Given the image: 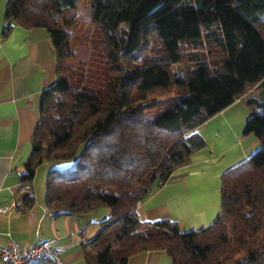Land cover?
<instances>
[{
  "label": "trees",
  "instance_id": "1",
  "mask_svg": "<svg viewBox=\"0 0 264 264\" xmlns=\"http://www.w3.org/2000/svg\"><path fill=\"white\" fill-rule=\"evenodd\" d=\"M84 2L111 75L83 67L79 76L103 78L101 88L74 82L67 62L72 13ZM16 25L47 29L57 57L21 175L25 208L49 162L50 213L110 210L82 244L88 264H128L147 250H165L172 264H264V0H8L2 38ZM237 99L252 109L245 133L260 145L223 174L214 222L188 231L168 218L141 221L137 205L206 145L197 128Z\"/></svg>",
  "mask_w": 264,
  "mask_h": 264
},
{
  "label": "crops",
  "instance_id": "2",
  "mask_svg": "<svg viewBox=\"0 0 264 264\" xmlns=\"http://www.w3.org/2000/svg\"><path fill=\"white\" fill-rule=\"evenodd\" d=\"M7 2L0 0V207H8L0 212V245L12 240L26 251L37 241L57 238L63 264H88L82 244L102 228L110 215L107 207L79 217L56 216L36 194L31 208L20 201V191L30 185L21 175L32 154L41 94L55 83L57 57L43 27L16 25L2 38ZM251 113L243 99H237L201 124L197 132L206 145L137 205L141 221L168 218L188 231L211 225L221 207L223 174L260 145L254 134L245 133ZM31 186L35 193L33 181ZM128 264H172V258L165 250H147L132 255Z\"/></svg>",
  "mask_w": 264,
  "mask_h": 264
},
{
  "label": "rangeland",
  "instance_id": "3",
  "mask_svg": "<svg viewBox=\"0 0 264 264\" xmlns=\"http://www.w3.org/2000/svg\"><path fill=\"white\" fill-rule=\"evenodd\" d=\"M88 11V5L86 2H84L81 4L77 11L72 13H76L77 16L76 22L70 28L71 45L74 55L73 57L69 58L67 62L70 65L69 69L75 74L73 77L74 82L82 85V83L89 81L91 82V84L98 86V88H101L103 86H106V81H103V78L97 80V77H95L92 80L93 77L90 78L88 75L86 77V75L83 74L85 69L94 72L95 76H104L110 74V71L107 67L109 63L105 59L102 48L100 32L97 29L96 25L92 22L91 16ZM153 42L155 43V41ZM154 43H152L153 45L151 44L152 46L147 50L148 55L157 52L156 50L158 49L159 45ZM153 46L154 48L152 49ZM82 69L83 73L81 76H79V71ZM174 69L176 71L179 70L178 66H175ZM163 93L164 92H160L157 94L158 96H160ZM52 167H54V165L48 162L40 165L37 169L36 176L33 179V185L37 200L41 198L45 199L46 179ZM59 167L63 168L62 165H59ZM69 167L74 169V166L70 165H67V167H64V169H67Z\"/></svg>",
  "mask_w": 264,
  "mask_h": 264
},
{
  "label": "built area",
  "instance_id": "4",
  "mask_svg": "<svg viewBox=\"0 0 264 264\" xmlns=\"http://www.w3.org/2000/svg\"><path fill=\"white\" fill-rule=\"evenodd\" d=\"M8 207H0L5 212ZM0 264H63L62 247L58 239L37 241L26 251H22L15 241L7 246L0 245Z\"/></svg>",
  "mask_w": 264,
  "mask_h": 264
}]
</instances>
